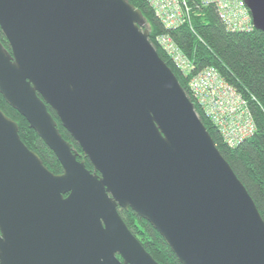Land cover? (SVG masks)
<instances>
[{"label":"water","instance_id":"water-1","mask_svg":"<svg viewBox=\"0 0 264 264\" xmlns=\"http://www.w3.org/2000/svg\"><path fill=\"white\" fill-rule=\"evenodd\" d=\"M142 26L125 0H0V94L62 166L0 110V264H159L118 209L180 264H264L263 218Z\"/></svg>","mask_w":264,"mask_h":264},{"label":"trees","instance_id":"trees-1","mask_svg":"<svg viewBox=\"0 0 264 264\" xmlns=\"http://www.w3.org/2000/svg\"><path fill=\"white\" fill-rule=\"evenodd\" d=\"M125 1L141 11L142 29L148 31L149 42L176 76L188 99L193 103L198 118L236 177L246 188L264 220V33L254 28L246 32L228 31L213 5L204 6L195 0H188L191 9L190 23L166 29L146 0ZM162 34H168L183 55L191 61L192 70L189 75L179 72L157 45L156 38ZM0 42L11 56L8 42L1 31ZM207 68H214L247 102L253 118L254 133L234 148L225 144L216 127L204 116L190 95L188 85L190 76ZM47 109L54 118L60 135L71 144L73 152L77 154L78 161H84L86 168L92 172L89 160L62 127L55 112L49 106ZM0 110L18 125L21 141L40 157L43 165L53 174L62 173V166L55 154L29 127L25 118L5 102L1 94ZM118 212L131 233L157 263L180 264L163 238L147 221L131 209H118Z\"/></svg>","mask_w":264,"mask_h":264},{"label":"built area","instance_id":"built-area-1","mask_svg":"<svg viewBox=\"0 0 264 264\" xmlns=\"http://www.w3.org/2000/svg\"><path fill=\"white\" fill-rule=\"evenodd\" d=\"M156 18L166 29L190 23L188 0H146ZM201 5H213L228 31L246 32L253 29L252 17L243 0H195ZM157 45L176 69L184 75L192 70L191 61L183 55L168 34L156 38ZM190 95L204 116L220 133L225 144L234 148L254 133L253 118L247 102L218 74L207 68L189 78Z\"/></svg>","mask_w":264,"mask_h":264}]
</instances>
